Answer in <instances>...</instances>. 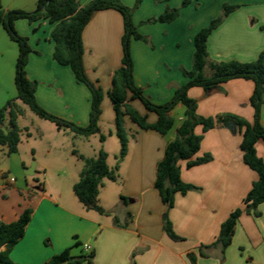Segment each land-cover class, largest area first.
Instances as JSON below:
<instances>
[{
  "label": "crops",
  "instance_id": "obj_1",
  "mask_svg": "<svg viewBox=\"0 0 264 264\" xmlns=\"http://www.w3.org/2000/svg\"><path fill=\"white\" fill-rule=\"evenodd\" d=\"M90 1L81 4L84 6ZM122 1L130 7L135 4V0ZM182 1L170 0L171 6L179 7V2ZM37 2L38 0H21L15 7L4 5L3 8L33 11ZM206 2L209 3V14L199 15L193 2L182 9L176 21L169 24L142 25L143 21L159 16L165 9L164 5H159L143 14L145 4L153 6L151 0H144L135 12V24L143 26L140 32L150 37L154 45L152 47L140 40L132 41L135 80L153 102L162 104L169 101L176 88L188 81L182 68L190 70L193 66L195 36L221 15L222 7L228 0H200L199 9H204ZM230 2L243 5L232 12L211 34L208 40L209 59L218 62L255 61L264 51V1ZM19 21L16 22V27L22 33L24 24ZM38 26L37 29L40 30L47 28L46 32H50L52 37L54 24L50 25L42 20ZM22 34L32 42L33 37L29 33ZM123 34V17L113 9L96 12L84 30L86 70L105 93L101 131L102 123L107 118L106 112L110 122L115 124L116 113L114 115L112 112L108 96L112 76L122 65ZM42 38L39 35L35 40L37 46L33 49L38 53L31 54L27 66L29 78L38 82V102L59 117L87 126L91 110L89 89L76 80L70 67L60 65L54 59L53 44L45 47ZM52 41L49 37V42ZM18 55V45L1 28L0 107L17 96L15 72ZM206 70L209 74L210 68L207 67ZM254 89L253 81L234 79L209 93L201 87H193L189 90V95L199 101L198 113L204 117L233 113L252 122L255 114L251 105ZM132 104L143 115L147 114L150 122L157 121V115L149 113L140 101L136 100ZM185 111L184 105L176 107L172 113L175 126L166 136L152 130H142L127 120L128 155L120 164L118 180H108L120 188L117 196L119 202L111 209L103 203L101 196L102 189L107 186L105 180L100 192V205L109 215L98 212L96 213L101 216L91 214L92 210H87L71 196L65 197L62 190H46L45 194L36 197L33 195L32 198H28L29 193H26L24 199L16 196L14 190L9 199L0 196L2 222L13 223L25 209H34L24 238L11 252L12 260L20 264H43L55 254L73 248L74 239H78L83 244L92 245L95 252L92 264H131L134 252H137L136 264H192L188 254L198 253L202 245L208 246L216 242L222 224L235 209L243 206L244 198L259 175L244 162L241 133L228 127L208 131L197 157L212 154L213 160L192 168L187 166V161L180 162L182 179L201 190L190 191L186 195L177 194L169 218L176 233L185 240L171 239L164 230L167 209L155 188V180L158 163L164 158L167 145L176 138L177 128L185 118ZM262 123L264 125V105ZM196 133H203L202 126L196 128ZM256 148L258 156L264 160V141H259ZM22 165L27 173L26 163L22 162ZM38 167L35 163L34 172H37ZM44 168V174H47L49 169ZM2 180L1 187H8V178ZM123 197L127 198V204ZM259 209L262 213L260 217L247 213L240 217L233 242L225 251L224 261L221 260V248L215 247L207 251V257H198L195 264H264V203ZM129 213L132 215L131 221L127 227H121L128 221ZM115 218H118L119 225ZM81 254L83 252L72 250L73 256Z\"/></svg>",
  "mask_w": 264,
  "mask_h": 264
},
{
  "label": "trees",
  "instance_id": "obj_2",
  "mask_svg": "<svg viewBox=\"0 0 264 264\" xmlns=\"http://www.w3.org/2000/svg\"><path fill=\"white\" fill-rule=\"evenodd\" d=\"M168 2L169 0H155ZM200 0H183L181 7H171L168 4L165 10L159 15L149 18L142 24L172 23L176 21L183 8L193 2ZM144 0H135L133 7L125 5L121 0H91L82 6L81 0H38L33 11L22 9L5 10L0 0V29L4 28L12 41L18 45L19 55L16 63L15 85L17 96L10 99L6 105L0 107V145L8 148L9 154H16L19 151L21 142V130L18 125V118L25 114V110L18 104V100L27 105L40 118L51 121L60 130L69 129L77 136L89 137L100 134V139L105 142L107 136L101 133L100 121L103 113L104 90L98 83L93 81L86 70L84 63L85 46L84 30L98 11L113 9L121 13L124 20V34L122 37L123 57L122 65L112 76V87L109 97L112 100L116 113L115 127L116 135L121 142V150L117 156L118 164L112 169L108 163L109 155L101 149L95 157H87L74 150V154L84 162L77 183L74 185V192L78 200L87 210L96 211L101 215H109L100 205V192L104 180L116 182L118 170L129 151V133L127 120L142 130L155 131L166 136L175 126L173 111L179 105L186 108L185 118L177 128L176 138L171 141L165 150L164 158L158 163L155 180V188L159 191L163 203L166 206V218L164 230L174 241H184L185 238L178 235L169 218V212L174 208L177 194L186 195L190 191H199L200 187L186 183L182 179L181 161H187L189 168L209 163L213 160L212 154L197 157L204 139V135L215 128L227 127L229 123L236 126L234 132L241 133L243 140L241 150L246 165L256 171L259 179L253 184L252 189L243 200V206L235 209L229 218L222 224L220 234L212 245H202L198 253L188 254L192 264H195L198 257H207V251L211 248H221L225 260V251L232 244L240 217L244 214L261 216L259 209L264 203V160L258 156L256 145L264 141V125L262 123V108L264 105V51L252 62L232 61H210L208 52V40L211 34L225 21V19L241 6L238 4L225 3L220 16L213 19L207 27L201 29L195 36V52L193 66L190 70L182 68L188 81L176 88L171 99L165 103L153 102L137 85L135 80V64L132 55V41L140 40L150 44V37L143 35L134 22V14L141 7ZM18 20H27L30 24L41 20H48L55 25L52 31V40L55 43L54 59L63 66L72 69L76 80L84 84L91 93L90 119L87 126H81L70 120L59 117L40 105L36 92L38 82L28 76L27 66L31 54L38 53L30 44V39L21 35L16 28ZM207 67L210 73H207ZM234 79H245L253 81L255 89L251 97V105L255 110L254 120L247 119L233 114L221 113L217 116L204 117L198 113L199 101L189 95L193 87H201L206 93L218 88L220 85ZM140 101L149 113L157 115V121L152 123L148 115H143L132 104ZM10 115L11 129L4 131L2 125ZM202 126L203 133H196V128ZM3 174V178H7ZM13 185V184H8ZM33 194L29 193L28 198ZM127 204V198L123 197ZM34 209L29 207L24 210L20 217L13 223L0 221V264H20L11 258L14 247L24 238L26 229L30 224ZM116 223L118 224V218ZM132 219L128 214V221L121 225L127 227ZM119 225V224H118ZM77 245H81L78 243ZM3 247L5 249L3 250ZM73 248H67L59 254H55L50 260L43 264H92L95 259L94 250L89 253L73 256ZM132 255L131 264H136Z\"/></svg>",
  "mask_w": 264,
  "mask_h": 264
},
{
  "label": "rangeland",
  "instance_id": "obj_3",
  "mask_svg": "<svg viewBox=\"0 0 264 264\" xmlns=\"http://www.w3.org/2000/svg\"><path fill=\"white\" fill-rule=\"evenodd\" d=\"M230 1L232 0H228L226 3L238 4V2L234 3ZM239 1L244 3L246 0ZM81 2L86 3L87 0H81ZM151 2L153 6L148 7V5L145 4L142 8V13L156 8L159 5H164L166 7L167 4L169 6L172 4L170 0L168 2L151 0ZM182 2H179V7H181ZM19 3H21V0H4L2 6L15 7ZM173 3H175V1ZM124 4L127 5L126 3ZM199 4L200 3L197 4L196 2L194 4V7L196 8L195 10L198 11L199 15L205 16L206 14H209V3L206 2L204 9H199ZM221 12H223V7ZM46 21L51 25L48 20ZM19 22H23L24 24V32L22 33H29V35L33 37L32 42L30 41L33 48L37 46V41L35 40H37L39 35L43 37L42 44L45 47L52 43L55 48V43L53 41L49 42V37L51 39L52 37L50 32H46L48 29H37L39 27V22L33 24H30L27 20H20ZM137 26L140 29L139 31H141V27L143 26H141V24H138ZM22 33L20 34L25 36ZM14 44L17 46L15 42ZM108 99L112 106V112L115 115L112 100L109 96ZM18 104L26 112L18 118V125L21 130L19 152L18 154H9L8 148L0 145V196L4 197V199L12 197L13 194L11 192L13 190L16 196L19 198L21 197L22 199L26 197V193H33L34 197H36L39 194H45L46 190H62L65 197L71 196L79 202L73 186L74 183L79 180L80 175L78 173L83 169L84 162L78 157V155L74 154V150H77L80 154L86 155L87 157H95L101 149H104L109 153L108 162L110 167L114 169L118 164L117 156L121 150V142L116 135L115 124L111 123L108 119V112L105 113L107 118L106 121L102 123L101 131L102 134L107 136V139L105 142H102L100 134L84 137L77 136L69 129L60 130L51 121L40 118L20 100H18ZM10 119V115L8 114L6 121L2 125V129L6 132L11 129ZM22 162L26 163L28 169H33L34 164L36 163L39 166L37 172H34V174H27ZM44 167L49 169L47 174H44ZM3 174H7L8 179L14 178V184L8 187L6 186L5 188L1 187ZM105 181L107 182V186L102 189L101 198L103 203L108 207L110 206L111 209L119 202L117 196L120 188L118 185L111 183L108 180ZM91 214L101 216L98 215L96 211H92ZM78 243L81 242L78 239H74V244L72 246L73 249L75 251H80V253L84 252L81 251V249L83 250L84 244L81 243V245H77Z\"/></svg>",
  "mask_w": 264,
  "mask_h": 264
},
{
  "label": "built area",
  "instance_id": "obj_4",
  "mask_svg": "<svg viewBox=\"0 0 264 264\" xmlns=\"http://www.w3.org/2000/svg\"><path fill=\"white\" fill-rule=\"evenodd\" d=\"M8 182H9V184H14L15 179L14 178L8 179ZM83 251H84L85 254L91 253L93 251L92 245H90V244H84Z\"/></svg>",
  "mask_w": 264,
  "mask_h": 264
},
{
  "label": "water",
  "instance_id": "obj_5",
  "mask_svg": "<svg viewBox=\"0 0 264 264\" xmlns=\"http://www.w3.org/2000/svg\"><path fill=\"white\" fill-rule=\"evenodd\" d=\"M227 127H228L229 129H231V130H233V129L236 128V126L234 125V123H229V124L227 125ZM33 173H34V169H28L27 174H33Z\"/></svg>",
  "mask_w": 264,
  "mask_h": 264
}]
</instances>
